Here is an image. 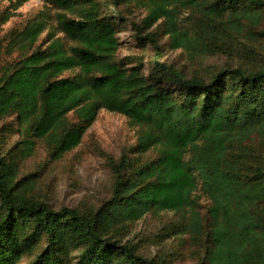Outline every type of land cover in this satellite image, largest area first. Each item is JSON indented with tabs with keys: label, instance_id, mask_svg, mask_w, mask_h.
Wrapping results in <instances>:
<instances>
[{
	"label": "trees",
	"instance_id": "trees-1",
	"mask_svg": "<svg viewBox=\"0 0 264 264\" xmlns=\"http://www.w3.org/2000/svg\"><path fill=\"white\" fill-rule=\"evenodd\" d=\"M46 2L75 44L40 45L47 25L36 19L14 34L9 50L19 55L0 67V120L17 136L0 147V264H171L126 241L130 225L169 213L177 218L166 237L190 242L196 264H264V0ZM133 6L147 11L132 23L139 45L153 50L147 69L116 55ZM177 51L230 62L189 74L170 57ZM101 110L141 127L137 142L109 159L107 201L56 209L20 162L41 144L49 163L61 161Z\"/></svg>",
	"mask_w": 264,
	"mask_h": 264
},
{
	"label": "rangeland",
	"instance_id": "rangeland-1",
	"mask_svg": "<svg viewBox=\"0 0 264 264\" xmlns=\"http://www.w3.org/2000/svg\"><path fill=\"white\" fill-rule=\"evenodd\" d=\"M101 2L111 5V0ZM49 8L51 7L46 0H0V67L4 65L3 62L11 61L14 56L19 55L18 51L12 54L9 50L14 34L36 19L45 20L47 25L40 36V45L47 46L49 37L60 38L67 47L75 44L61 32L55 19L56 11ZM146 16L147 11L143 8H127L124 17L128 22L119 26L117 38L120 46L116 55L129 68L140 65L145 69L150 67L149 60L153 56V50L139 45L136 40L137 31L132 25H139ZM170 57L187 73H198L202 76H209L211 72L230 62L223 55L193 60L181 51L171 53ZM12 125L10 119L0 120L2 148H9L17 139L10 131ZM140 130L142 128L133 124L128 117L101 110L77 149L52 164L49 163L46 149L41 144L31 159L20 162L22 175H32L36 192L56 209L100 206L111 195L113 176L109 159L117 161L124 152L134 147ZM3 137L4 142H1ZM155 156V151L150 152V159ZM195 195L200 200L201 211L205 213L209 205L207 196L201 189ZM176 218L172 213L147 215L138 223L130 225L126 232V241L136 243L140 251L148 257L165 253L164 256H168L171 264H196L199 256L190 242L182 246L174 238L166 237L165 226ZM170 249L175 255L167 254ZM174 259L177 260L172 263Z\"/></svg>",
	"mask_w": 264,
	"mask_h": 264
}]
</instances>
